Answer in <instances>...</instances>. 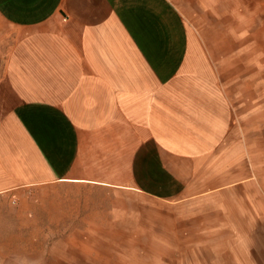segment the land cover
Listing matches in <instances>:
<instances>
[{"label": "crops", "instance_id": "1", "mask_svg": "<svg viewBox=\"0 0 264 264\" xmlns=\"http://www.w3.org/2000/svg\"><path fill=\"white\" fill-rule=\"evenodd\" d=\"M237 4L0 0V206L78 215L119 245L148 231L173 246L159 209L184 225L196 212L197 246L248 262L264 229V80L255 95L238 13L221 9Z\"/></svg>", "mask_w": 264, "mask_h": 264}, {"label": "rangeland", "instance_id": "2", "mask_svg": "<svg viewBox=\"0 0 264 264\" xmlns=\"http://www.w3.org/2000/svg\"><path fill=\"white\" fill-rule=\"evenodd\" d=\"M221 9H232L238 13V45L247 41L252 49L248 61H253L254 92L257 95V80H264V0H238L236 6H223ZM242 34H247V39L242 40ZM249 72L250 69L247 70ZM159 210L163 213L159 212L155 221L174 225V230L159 231L173 236V246L152 243L148 231L134 240L139 245H119L123 236L118 231H104L105 238L98 240L95 233L101 235V231L93 233L75 228L79 225L78 215L18 213L13 207L1 205L0 264H264V229L254 231V246L249 261L242 259L246 258V253H241L245 252V248L241 247L237 251H240L238 257L243 261L233 262L223 252L226 246L196 245V229L193 228V224L197 223L196 212L189 215L188 224L184 225L181 214L173 215L163 208ZM256 221L262 222L260 219ZM188 233L193 235L190 242L194 243L183 245V234ZM126 239L133 241L127 236ZM217 259L219 261H214Z\"/></svg>", "mask_w": 264, "mask_h": 264}]
</instances>
